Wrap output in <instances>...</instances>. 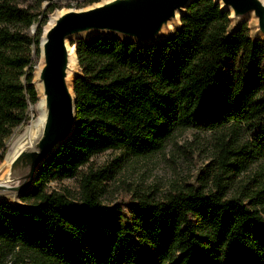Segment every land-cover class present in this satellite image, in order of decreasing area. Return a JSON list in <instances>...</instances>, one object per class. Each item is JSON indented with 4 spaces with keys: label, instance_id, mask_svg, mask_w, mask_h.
I'll use <instances>...</instances> for the list:
<instances>
[{
    "label": "trees",
    "instance_id": "obj_1",
    "mask_svg": "<svg viewBox=\"0 0 264 264\" xmlns=\"http://www.w3.org/2000/svg\"><path fill=\"white\" fill-rule=\"evenodd\" d=\"M34 1L0 0V157L39 102L33 49L40 54L59 7ZM181 23L154 44L99 35L71 41L81 67L75 128L39 168L24 205L0 202V264H264V188L244 196L222 183L188 185L163 199L138 195L127 212L102 201L107 170L81 172L94 155L151 154L193 127L250 132L238 150L224 148L231 170L264 160V40L251 37L247 21L232 29L230 12L214 0H193ZM74 177L76 196L50 190Z\"/></svg>",
    "mask_w": 264,
    "mask_h": 264
},
{
    "label": "water",
    "instance_id": "obj_2",
    "mask_svg": "<svg viewBox=\"0 0 264 264\" xmlns=\"http://www.w3.org/2000/svg\"><path fill=\"white\" fill-rule=\"evenodd\" d=\"M192 1L101 0L84 8L55 14L54 23L48 29L46 26L50 20L47 22L39 46L40 63L37 67L40 68L37 75L34 72L33 80L34 84L41 85L45 99V126L34 149H24L14 158L9 169V179L0 182V202L24 205L21 197L32 189L39 168L73 134L77 119L73 85L81 72H76L77 68L72 70L69 83L72 48L75 49L77 64L80 66L77 45L71 41L99 35L136 44L162 42L182 24L181 18ZM214 1L223 10L230 12L232 29L254 17L255 31L251 37L264 40V0ZM177 19L179 22L174 31L166 34L165 28ZM36 30L37 26L33 25L32 33H36Z\"/></svg>",
    "mask_w": 264,
    "mask_h": 264
},
{
    "label": "rangeland",
    "instance_id": "obj_3",
    "mask_svg": "<svg viewBox=\"0 0 264 264\" xmlns=\"http://www.w3.org/2000/svg\"><path fill=\"white\" fill-rule=\"evenodd\" d=\"M54 1L59 8L49 15V20L59 12L84 8L85 4V0ZM29 2L35 3L34 0ZM47 6L48 2H44L43 8ZM247 22L253 33L255 19L250 17ZM38 24L36 22L34 25ZM33 50L36 73L40 54H37L35 48ZM76 72H81L80 66ZM35 85L37 88L36 83ZM37 107L38 103L29 105L26 110L28 121L15 127L6 139V152L0 157V167L5 164L13 144L38 120L40 110ZM250 138V132L244 126L238 125H227L215 130L195 127L177 130L158 152L135 155L110 149L94 155L81 172L89 169L107 170L108 176L103 180L105 194L102 201L106 205L121 204L127 212L128 205L138 195L147 194L163 199L169 191L184 189L188 185L201 186L208 190L215 189L218 183H222L228 186L230 195L246 196L264 188V160H250L243 168L231 170V167L223 165L227 162L223 158V150L227 146L231 150H238L237 146L246 144ZM232 157L241 159V156ZM49 186L50 190H69L75 196L80 191L79 177L51 182Z\"/></svg>",
    "mask_w": 264,
    "mask_h": 264
},
{
    "label": "bare ground",
    "instance_id": "obj_4",
    "mask_svg": "<svg viewBox=\"0 0 264 264\" xmlns=\"http://www.w3.org/2000/svg\"><path fill=\"white\" fill-rule=\"evenodd\" d=\"M252 18L254 19V17ZM54 20H55V17L51 18L48 25L46 26V29H48L54 23ZM178 22H179V19L171 21L169 23V27L165 28L166 34L168 35L171 34L176 28V26L178 25ZM252 31L254 33L255 31L254 27ZM71 52H72V56H71V62H70V72L68 76L69 83L71 82V79H72V70L78 67L75 49L72 48ZM39 68L40 67H37V70H39ZM37 74H38V71H36V75ZM37 90L40 95V99L38 102L40 116L38 120L35 123L31 124L30 127L24 132V134L13 144L8 154L5 164H3L0 167V182H3L9 179V169H10V166L14 158L24 149L25 150L34 149L37 140L39 139V137L41 136L43 132V129L45 126V120H46L45 99L42 94L41 85L38 83H37Z\"/></svg>",
    "mask_w": 264,
    "mask_h": 264
}]
</instances>
